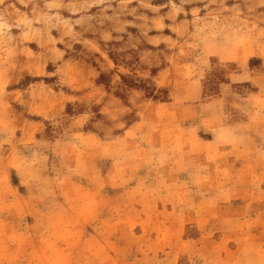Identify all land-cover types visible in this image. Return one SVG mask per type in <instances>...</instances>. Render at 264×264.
I'll list each match as a JSON object with an SVG mask.
<instances>
[{
	"label": "rangeland",
	"instance_id": "rangeland-1",
	"mask_svg": "<svg viewBox=\"0 0 264 264\" xmlns=\"http://www.w3.org/2000/svg\"><path fill=\"white\" fill-rule=\"evenodd\" d=\"M0 264H264V0H0Z\"/></svg>",
	"mask_w": 264,
	"mask_h": 264
}]
</instances>
